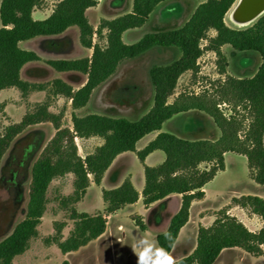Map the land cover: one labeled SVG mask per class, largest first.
<instances>
[{
  "label": "trees",
  "instance_id": "16d2710c",
  "mask_svg": "<svg viewBox=\"0 0 264 264\" xmlns=\"http://www.w3.org/2000/svg\"><path fill=\"white\" fill-rule=\"evenodd\" d=\"M166 0H133L132 10L113 19H102L98 28L89 21V8L98 0H60L46 19L33 17L35 9L44 0H2L0 4V91L17 88L22 96L32 90H45L51 86L54 95L71 101L74 109L88 104L94 90L109 79L126 60L135 58L153 47H177L181 56L168 65H155L150 69L154 87L152 108L137 120L102 114L72 115V128L63 125V113L50 111L48 102L40 103L27 112L20 122L0 130V167L15 138L29 126L50 122L56 132L43 148L31 168V180L26 214L13 231L0 241V264H14L24 254L31 240L39 235V226L47 210V192L51 182L66 174H73L72 194L61 200L70 209L73 228L65 238V222L55 221V234L45 238L64 254L77 251L100 237L107 228L108 216L125 206L136 203L140 193L130 178L112 189H103V211L80 212L76 204L82 201L91 182L100 185L106 171L116 157L125 152H136L141 162L156 151L165 153L161 164H144L145 185L142 200L145 207L172 194L181 195V206L173 215L165 231L173 234L168 242L159 233L158 246L172 252L181 229L190 218L191 204L205 196L204 187L225 169V153L234 152L247 157L250 175L264 185V14L251 26L235 29L225 23V16L237 0H207L201 3L189 20L179 28L146 33L134 43H125L127 30L142 27L156 7ZM79 29L80 44L93 49L91 57L78 59L43 60L34 51L20 47V43L39 36L64 33L70 27ZM104 30H106L104 34ZM209 49L219 57L221 73L226 72L227 60L221 51L225 44L237 51H254L261 63L252 77H229L215 92L199 94L180 93L173 101L180 77L187 71L199 72L198 59L203 54L201 41L208 33ZM105 36L106 45L94 41V36ZM31 61H43L57 71H78L87 75L86 83L75 90L61 79L51 84H31L21 78L23 66ZM229 108L227 113L222 106ZM4 104L0 103V111ZM197 110L208 115L219 128L217 140H190L174 133L160 132L145 148L136 150L137 142L147 134L160 131L163 124L180 113ZM100 137L103 144L84 158L79 154L76 138ZM232 203L249 209L263 220V227L253 232L237 217L229 214L226 206L216 212L209 227L199 226L197 245L192 253L178 260L180 264H214L226 248L238 247L259 257L264 254V198L257 195L234 197ZM71 205V207H70ZM132 220L143 231L146 224L141 215ZM66 263V262H65Z\"/></svg>",
  "mask_w": 264,
  "mask_h": 264
},
{
  "label": "rangeland",
  "instance_id": "374dc122",
  "mask_svg": "<svg viewBox=\"0 0 264 264\" xmlns=\"http://www.w3.org/2000/svg\"><path fill=\"white\" fill-rule=\"evenodd\" d=\"M59 1L44 0L40 9L50 10ZM132 1L98 0L97 6L89 8L87 16L90 23L98 28L102 19H113L131 11ZM205 1L207 0H166L156 7L149 20L142 27L128 30L123 39L125 43L129 44L136 42L149 32L179 28L189 20L195 9ZM237 3L238 0L226 14L225 23L235 29L251 26L256 20L246 26H237L230 20V13ZM35 18L40 19L39 16ZM71 28L66 33L65 38L67 40L72 39L73 46H76L75 31H79L75 26ZM105 32L106 30H104V34ZM214 36H216V32L210 31L208 38L201 41V47L204 50L198 59L199 72L195 74L192 71L185 72L180 77L170 101H173L180 93L215 92L229 77H252L256 73L261 63L260 55L254 51H237L229 44L221 47V51L227 60L226 72L221 73L218 55L208 48L209 38ZM94 41L102 46L106 45L105 36L100 38L95 35ZM79 46L78 49L74 48L72 50V56L75 58L83 57L88 52L86 48ZM180 56L181 51L177 47L156 46L135 58L124 60L117 71L94 90L88 104L79 109H74L68 98L54 95L51 86H47L46 90L41 91V93L38 90H32L27 96H22L21 93L19 94L16 91L2 94L0 100L5 107L0 111V130L12 123L19 122L25 113L24 109L26 112L33 111L38 104L43 102L50 104L52 112L63 113L62 123L70 128L73 126V114L85 116L95 113L137 120L153 106L154 87L150 79V69L155 65H168ZM49 57H52V55L45 54L44 56V58ZM81 76L74 75L72 77L71 80L75 85L82 83ZM10 90L6 89L3 92H9ZM222 108L230 113L227 106L223 105ZM183 121H192L197 124L201 122L204 126L210 127L209 130L212 129L211 124L213 128L217 129L213 120L200 111L175 115L165 123L164 128L170 133H175L174 131H178ZM207 122H209V125H206ZM55 132L56 130L50 122L29 126L15 138L5 154L0 167V241L7 237L25 217L32 165ZM103 142L104 140L100 137H91L84 146L82 139L76 138L79 154L83 158L93 153L97 146L103 144ZM161 154L164 156L163 152ZM158 159V155L153 157L150 160V165L159 164ZM243 167L242 161L232 162L229 160V169L219 172L209 182L207 186L209 189L208 206L219 209L226 200H230L229 195L241 196L246 192L255 191L252 187L255 183L249 179L247 165L245 173ZM126 170L132 173L136 188L142 192L145 181L143 162L137 156L127 153L122 155L108 171L103 184L99 186L93 184L89 187L84 199L77 204V209L81 212L102 211L104 208L102 190L113 188L116 185L115 182L121 181L122 173ZM126 174L127 171L124 175ZM234 174L238 176L234 178ZM74 179V175L69 173L51 182L47 192V210L39 226V235L31 240L29 249L24 254L17 256L14 262L16 264H137V257L130 246L139 235L154 238L157 243L156 236L163 230L164 221L173 213L175 201L172 200L166 208L157 206L151 211H145L141 199L138 205L125 207L110 220L109 234L113 233L116 237L115 240H109L110 236H107L93 240L77 251L64 254L58 246L47 244L44 240L55 234V221L66 223V227L63 229L65 237L73 228V221L69 216L70 209L64 208L61 205V200L72 194ZM237 182L243 184H237ZM197 210L198 203L194 208V213ZM135 212L146 215L144 220L149 226V231L141 230L134 223L132 220L133 214L131 213ZM160 212L163 214V220L157 221L156 216ZM254 218L259 224H262L263 220L260 217ZM120 225L122 227L119 231ZM193 229L194 225H190L184 232L178 246L170 253L177 260L193 250L194 242L195 244L197 242V234ZM117 237H119L118 240ZM216 264H264V256H253L238 247L227 248Z\"/></svg>",
  "mask_w": 264,
  "mask_h": 264
},
{
  "label": "crops",
  "instance_id": "0c3cea01",
  "mask_svg": "<svg viewBox=\"0 0 264 264\" xmlns=\"http://www.w3.org/2000/svg\"><path fill=\"white\" fill-rule=\"evenodd\" d=\"M132 4H133V1L131 3V8H132ZM40 8L35 9L34 12H33V17L34 18L36 16H39L40 19H38V20L46 19L47 17H49L51 15L54 7L51 8L50 10L49 9L41 10ZM88 10H87V12H88ZM87 12H86V14H87ZM1 27H2V23H1ZM70 29H72V28L71 27L68 28L64 33L59 34V35L39 36V37L30 39V40H27V41H23V42L20 43V47L22 49H25V50H28V51H34L43 60H49V59H78V58H75V57L72 56L73 55L72 50L74 48H77L78 49L80 47L79 45H81L80 44V39H79V32L75 31V33H76V40H75L76 46H73L72 39L71 40H67V38H65L66 33L68 31H70ZM78 31H79V29H78ZM126 32H124L123 37H124V35H125ZM86 49L88 51L87 54H85L83 57H80V58L91 57L92 56L93 49H90V48H86ZM45 54H51L52 57L44 58ZM60 54H64V55L61 56ZM43 63H45V62H43V61H31V62L26 63L23 66L22 70H21V78L24 81H27V82H29L31 84H44V85L51 84V82L53 80H55V79H61V80L65 81L66 83L70 84L75 90H77L80 87H82L86 83V81H87V75L84 74V73H81V72H78V71H57L54 68H52L51 66L47 65L46 63H45L46 65L43 64ZM74 75H82L81 76V78H82V83L81 84L75 85L73 83V81L71 79H72V77ZM7 89H11V90L9 92H3L4 90H6V89H4V90L0 91V95L7 94V93H11V92H14V91H16L19 94L21 93V91L19 89L14 88V87L13 88H7ZM45 90H38V91H40L39 93H41V91H45ZM21 95H22V93H21ZM57 96H62V95H57ZM0 103H3V102H1V100H0ZM191 111H197V110H191ZM191 111H188V112H191ZM24 112H25L24 113V115H25L27 113L25 111V109H24ZM188 112H184V113H188ZM180 114H182V113H180ZM24 115H23V117H24ZM165 123H167V121ZM165 123L163 124L162 129L160 131L151 132V133L147 134L146 136H144L142 139H140L137 142V144H136V150L137 151H140L143 148H145L152 140H154L156 138V136L160 132H170V131H167L164 128ZM206 125H209V122H207ZM210 126H211L212 129L209 130L210 127L204 126L201 122L199 124H197V123L192 122V121H183L182 124L180 125L178 131H174L175 132L174 134H176L179 137H183V138L190 139V140H197V139L217 140L221 136V132H220V130H219V128L217 126L216 127H217L218 130L216 128H213V126L211 124H210ZM80 139H82V142H83V144L85 146V143L87 141H89V139H91V138H80ZM99 145H101V144H99ZM161 152H163V151L156 150V151L150 153L146 157V159L144 161V164L149 165V166H156V165H150V160L153 157H155L156 155L159 156V159L158 160L160 162L159 164H161L164 161V159H165V153L163 152L164 153V156H162ZM127 153H131L133 156H137L136 155V152H131V151L125 152V153H122V154L118 155L116 157V159L114 160V162L112 163V165L106 171V173L104 175V178H103L101 184L104 183L108 171L115 165V163L118 161V159H120V157H122V155H126ZM229 160H231L232 162H235V161H239L240 162V161H242L243 164H244V167H243V172L244 173H245L246 165H247V173H248L249 179H251V181H253L255 183V185L254 184L252 185V187L254 188L255 191L254 192H246L243 195H252V194H254V195H257V196H260V197L264 198V185L258 184L251 177V175H250V169H249V166H248L247 157L244 156V155H241V154L234 153V152H227V153H225V169L223 171H220V172H224V171H226V170L229 169ZM144 164H143V167H144ZM126 171H127V174L124 175L126 173ZM126 171H124L122 173V176H121L122 179H121V181L115 182L116 185L113 188H116L119 185H121L122 182L126 178H130L131 181L133 182L132 173H130L128 170H126ZM127 175H128V177H126ZM237 176L238 175L234 174V178L237 177ZM144 177H145V175H144ZM239 183L240 184H243L242 182H237V184H239ZM93 184H95V183L94 182H91L90 187ZM133 184H134V182H133ZM208 184L204 187V192H205L204 198H202V199H196V200H194L192 202L191 208H190V218H189V221L181 229L180 234L178 236V239H177V241H176V243L174 245V248H176L178 246V243H179L180 239L182 238V236L184 235V232L188 229V227L190 225H194V229L193 230H194L195 234L198 235L199 226L200 225H202L204 227L211 226L213 224V222L215 221L216 212H218L219 210H221L222 208H224L226 206L229 207V214L232 215V216L237 217L242 223H244L246 225V227H248L249 230H251L253 232H258L263 227V222H262V224L261 223L259 224L258 221L256 220V218H254V217H260L259 215L255 214V213H252L247 208H242V207H240V206L232 203V199L234 197H241L242 195L241 196H233V195L231 196V195H229L230 200L229 199L226 200L219 209H213L210 206H208L207 205L208 199H209V189L207 187ZM144 185H145V181H144ZM134 186H135V184H134ZM143 189H144V186H143ZM143 189H142V191H143ZM139 193H140L139 200L136 203L130 204V205H127V206H135V205H138L139 204L140 200L142 199V192L139 191ZM172 200L175 201L174 211L169 216V218L166 221H164L165 224H164L163 230L161 232H163V231H165L167 229V227L169 226V223H170L171 218L179 210V208L181 206V195L180 194H172V195H169L168 197H166V198H164L162 200H159V201L153 203L149 207H145L144 206L145 211H151L152 209H154L157 206H160V208H166L168 206V204H170V202ZM142 202H143V200H142ZM197 203H198V210L194 213V208L197 205ZM77 204H76V208H77ZM127 206H125V207H127ZM123 209H121V210H123ZM95 212H97V211H95ZM95 212H89V213H95ZM117 213L111 214V215L108 216V223H107L106 231L100 237H98L97 239H102L104 237L110 236L109 237V240H115L116 237L114 236V234L113 233L112 234L111 233L109 234V227H110L109 224H110V220ZM131 214H133V215H135V214L136 215H141L143 217V220L146 218V215L144 213L135 212V213H131ZM156 220L157 221L163 220V214L161 212L157 214ZM144 222L146 224V230L145 231H149L148 224L146 223L145 220H144ZM121 227L122 226L120 225L119 226V231H120ZM97 239H95V240H97ZM118 239H119V237H117V240ZM196 245H197V242H196V244L194 242V246L192 247L193 250L195 249ZM234 248H237V247H234ZM263 249H264V247H263ZM193 250L191 251V253L193 252ZM224 250L221 252V254L219 255V257L224 253ZM189 254H186V255L182 256V258L185 257V256H187V255H189ZM263 256H264V254H263ZM219 257L217 258V260L219 259ZM180 259L181 258H178V260H180ZM217 260L215 261L214 264L217 263ZM14 264H16V262H14Z\"/></svg>",
  "mask_w": 264,
  "mask_h": 264
},
{
  "label": "clouds",
  "instance_id": "9594fccd",
  "mask_svg": "<svg viewBox=\"0 0 264 264\" xmlns=\"http://www.w3.org/2000/svg\"><path fill=\"white\" fill-rule=\"evenodd\" d=\"M162 235L168 242L169 247H171L174 242L173 234L165 231ZM130 247L137 257V264H180L166 248L157 246L154 238L149 236H137L135 242Z\"/></svg>",
  "mask_w": 264,
  "mask_h": 264
},
{
  "label": "bare ground",
  "instance_id": "6f19581e",
  "mask_svg": "<svg viewBox=\"0 0 264 264\" xmlns=\"http://www.w3.org/2000/svg\"><path fill=\"white\" fill-rule=\"evenodd\" d=\"M233 12L238 24L247 25L264 14V0H239Z\"/></svg>",
  "mask_w": 264,
  "mask_h": 264
},
{
  "label": "flooded vegetation",
  "instance_id": "af4514ba",
  "mask_svg": "<svg viewBox=\"0 0 264 264\" xmlns=\"http://www.w3.org/2000/svg\"><path fill=\"white\" fill-rule=\"evenodd\" d=\"M239 1V0H238ZM230 20L235 24V25H237V26H246V25H240V24H238L237 22H236V20H235V17H234V12H233V10H232V12L230 13ZM253 21H251L250 23H248L247 25H249V24H251Z\"/></svg>",
  "mask_w": 264,
  "mask_h": 264
},
{
  "label": "water",
  "instance_id": "95a60500",
  "mask_svg": "<svg viewBox=\"0 0 264 264\" xmlns=\"http://www.w3.org/2000/svg\"><path fill=\"white\" fill-rule=\"evenodd\" d=\"M235 3H236V2H235ZM235 3H234V4H235ZM234 4H233V5H234ZM232 7H233V6H232ZM232 7H231V8H232Z\"/></svg>",
  "mask_w": 264,
  "mask_h": 264
}]
</instances>
